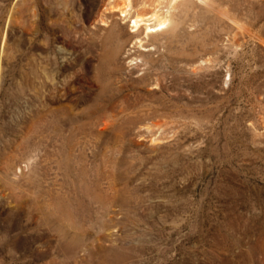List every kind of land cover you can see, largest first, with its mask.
Here are the masks:
<instances>
[{"label": "rangeland", "instance_id": "rangeland-1", "mask_svg": "<svg viewBox=\"0 0 264 264\" xmlns=\"http://www.w3.org/2000/svg\"><path fill=\"white\" fill-rule=\"evenodd\" d=\"M120 1L0 0V264H264V0Z\"/></svg>", "mask_w": 264, "mask_h": 264}, {"label": "bare ground", "instance_id": "bare-ground-1", "mask_svg": "<svg viewBox=\"0 0 264 264\" xmlns=\"http://www.w3.org/2000/svg\"><path fill=\"white\" fill-rule=\"evenodd\" d=\"M131 3L132 2L130 0H121L118 4L119 8L116 6V4L115 6L111 7V10L115 11L117 9L116 11H119L121 18L128 20V18H130L131 14L134 12L132 11L133 5H131ZM130 22L132 23L131 28L133 32H137L143 27V29L147 31L146 35L158 33L168 27V25L171 23L170 19H168L166 16H162L156 12L147 17L135 15L133 18H130Z\"/></svg>", "mask_w": 264, "mask_h": 264}]
</instances>
